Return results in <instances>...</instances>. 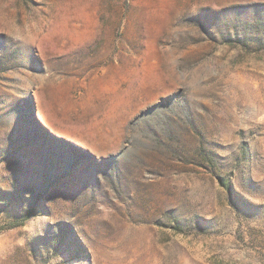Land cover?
Segmentation results:
<instances>
[{"label":"rangeland","instance_id":"374dc122","mask_svg":"<svg viewBox=\"0 0 264 264\" xmlns=\"http://www.w3.org/2000/svg\"><path fill=\"white\" fill-rule=\"evenodd\" d=\"M0 264H264V0H0Z\"/></svg>","mask_w":264,"mask_h":264}]
</instances>
